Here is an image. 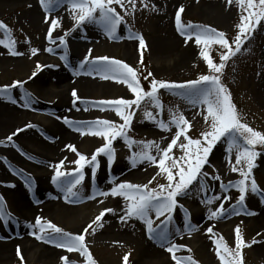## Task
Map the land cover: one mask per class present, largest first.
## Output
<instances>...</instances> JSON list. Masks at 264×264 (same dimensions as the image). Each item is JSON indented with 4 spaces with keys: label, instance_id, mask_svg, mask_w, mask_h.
I'll list each match as a JSON object with an SVG mask.
<instances>
[{
    "label": "rangeland",
    "instance_id": "1",
    "mask_svg": "<svg viewBox=\"0 0 264 264\" xmlns=\"http://www.w3.org/2000/svg\"><path fill=\"white\" fill-rule=\"evenodd\" d=\"M149 3L155 5L156 11L143 10L138 3L140 10L134 18L126 17L127 24L119 27V39H108L103 29L95 23H86L71 31L67 37L68 67H65V61L60 59L65 55V48L58 45V38L74 27L67 5L53 13V17L60 20L61 26L53 32L57 44H49L46 33L50 23H45L46 14L39 0H0V21L11 30L12 38L16 41V50L24 53L22 56H11L6 48L0 46V87L11 85L14 81H27L23 88L11 89V95L17 100L16 104L0 98V127L6 117H18L9 131L4 132L0 128V196L4 198V207L12 217L7 222L0 221V264H63L62 256L69 257L71 264H86L85 258L78 252L68 253L53 244L36 240L30 234L33 229L28 225L33 224L35 217L40 216L64 231L74 235L83 234V229L101 211L109 208L114 213H106L102 221L103 227L94 225L95 232L90 229L85 234L86 246L96 264H125V255L129 257L127 264H174L171 254L161 247L160 242L149 239L146 227L140 220L130 219L127 224L121 222L120 216L123 215L125 207V201L121 197L87 199L99 190H110L113 183L127 181L143 185L156 175L158 169L147 162L138 164L135 168L131 167L129 158L134 151H139L136 145L130 148L121 138H117L113 142L114 162L109 166L107 157L99 156V168L95 177L92 176L91 167L85 166V179L78 186L83 199L75 203L66 202L64 194L51 183L53 166L65 157L67 159L62 171L72 172L76 167L73 161L78 157L67 145H74L81 154L90 158L104 143L100 137L81 135L79 132L73 135L70 126L63 123V114L69 108L66 103L60 104L58 94L62 84L59 80L68 79L75 83L74 89L83 101L76 105L83 112L80 121L106 119L122 123L114 111L100 110L90 105L101 100L134 98L126 84L101 79L97 75H73L89 49H92L93 57L108 56L129 64L138 72L141 85L147 91L151 77L149 80H144L143 77L148 72H152L157 80L174 83H186L208 74L207 65L200 56L204 46H198L194 41L186 43L176 31L175 13L181 6L184 8L182 22L185 24L215 28L224 32L230 43L238 34L236 26L240 20L241 9L235 0L231 5H228L227 0H149ZM117 11L123 14L119 7ZM129 29L143 35L146 41L147 50L143 51V63H140L138 41L127 38ZM26 39L30 43H24ZM159 43H164L165 46L163 44L164 47L158 48ZM33 47L39 50L35 56L30 53ZM48 47H52L54 51L46 52ZM208 51L218 64L224 50L219 45H211ZM37 63L54 67H44L42 71H38ZM34 71L37 75L29 79ZM221 82L228 89L241 122L264 133V25L258 26L250 39L243 44L241 52L226 63ZM25 91L31 93L35 100L28 108L23 107L20 98ZM159 98L164 111L158 118L167 122L170 118L169 109L178 110L189 121L191 127L188 135L193 139L200 138L201 133L209 130L203 118L206 115L203 106H193L179 93L173 94L164 89L160 90ZM145 111H157L147 99L135 110L131 129L128 131L129 138L135 141H154L161 148L166 147L176 129L172 128L170 132L161 131L155 123L144 117ZM39 117H43L45 122ZM65 117L77 121L76 116ZM28 124L34 127L27 128ZM20 128L26 130L13 136V141L9 142L7 137ZM57 130L65 138L62 142L56 135ZM256 150L261 155L255 161L253 177L261 192H264V146L258 145ZM30 154L42 157L43 161L32 166ZM152 154H156L154 150ZM172 155L177 158L182 155L179 147L173 149ZM15 159L20 162L16 163ZM229 159L235 163V151L229 154L227 142L221 139L210 153L209 163L205 165L204 171L210 175L219 174L225 185L229 182L235 183L241 177L238 173L231 172ZM29 177L31 188L25 183ZM165 183V178L157 176L150 187ZM208 183L210 190L207 193L199 190L198 182L194 181L188 194L178 198L179 203L191 214L192 224L198 228L195 232L184 233L181 238L176 229L183 231L184 211L177 208L174 213L175 227L171 229L173 242L191 248L190 253L182 251L177 255L192 256L198 264H221L213 241L222 237L234 249L235 229L239 227L245 244L250 245L242 249L243 264H264V197L260 193L251 192L246 196L248 211L255 215L233 213L209 221L208 208L214 209L220 202L206 205L203 202L205 196L210 198L213 195L223 196L225 193L221 192L219 182ZM12 187L18 189L14 188L15 191ZM226 194L232 198L225 203V208L231 212V205L236 203L239 193L233 188ZM101 200L103 203H100ZM25 206L30 208V212ZM210 225H215V236L211 238L205 234ZM2 246L6 248L3 249ZM17 248L20 249L22 259L17 256Z\"/></svg>",
    "mask_w": 264,
    "mask_h": 264
},
{
    "label": "snow or ice",
    "instance_id": "2",
    "mask_svg": "<svg viewBox=\"0 0 264 264\" xmlns=\"http://www.w3.org/2000/svg\"><path fill=\"white\" fill-rule=\"evenodd\" d=\"M41 8L45 12V23H50L46 33V39L49 44H57V39L53 37L55 29L60 27V20L53 17L56 9L67 5L68 11L74 21V27L70 31L64 32L58 38V45L65 48V55L60 59L67 64V37L71 31L82 27L86 23L98 24L110 40L119 39L117 32L122 24H127L126 17L134 18L138 10V3L143 10L156 11L154 4L150 5L149 0H39ZM198 2V0H197ZM228 5L233 0H227ZM236 5L241 9L239 23L237 24L238 34L232 43L229 42L224 32L217 31L215 28L205 27L196 24H185L182 22L181 14L184 8L181 6L175 13L176 31L184 38L185 42L194 41L196 45H203L200 56L208 68V74L200 75L195 80L186 83H174L161 81L154 78L152 72H148L143 77L149 80V90H145L140 82L138 72L129 64L108 56H92V49L88 50L83 61L73 72V75H97L101 79L113 80L115 82L126 84L132 96V99H113L101 100L90 105L100 110H112L116 113L122 123H116L106 119H97L94 121H73L67 117L63 118V123L70 126L74 131L81 135H90L100 137L104 143L98 147L89 158L81 154L74 145H67L78 159L73 161L76 165L72 172L62 171L65 166L66 157L58 164L54 165V175L51 177V183L56 186L57 190L64 194L66 202L75 203L83 199L78 186L85 179V166L91 167L92 176L95 177L99 168L98 157L104 155L107 157V163L112 165L115 158V149L113 142L121 138L130 148L136 145L139 151H134L130 156L131 167L135 168L138 164L147 162L150 166H155L158 171L147 184H136L132 182L113 183L108 191L99 190L87 197L94 200L97 197H121L125 201L123 215L120 216L122 223L127 224L130 219L140 220L146 227L149 239L160 242L161 247L171 254L174 264H198L192 256H178L177 253L182 251L191 252V248L173 242L171 229L174 225V213L177 208L184 211L183 231L177 228L176 232L183 237L184 233L195 232L198 228L191 222V214L179 203L178 198L186 196L193 182H198L199 190L207 193L210 190L208 182H219L221 192L225 195H213L210 198L205 196L203 202L206 205H213L219 201L216 208L209 207L207 219L209 221L223 218L225 215L235 214L255 215L254 212L248 211L246 196L249 192L253 194L260 193L264 197V192L258 187L253 177V169L256 167L255 161L261 155L257 146H264V133L254 130L245 123H242L235 105L231 101V95L228 89L222 84L221 76L226 63L241 52L243 44L250 39L258 26L264 25V0H235ZM119 7L120 11H117ZM0 46L6 48L11 56H22L24 53L16 50V41L12 38L11 30L0 21ZM129 40L138 41L141 60L143 63V51L147 50V44L143 35L134 33L129 29ZM24 43H30L25 40ZM211 45H219L224 51L220 55V62L217 64L210 57L208 48ZM46 52L52 53L54 49L48 47ZM39 50L31 48L32 56L37 55ZM44 67H54V65L36 64V69L42 71ZM37 72H33L29 79L34 78ZM27 81H14L11 85L0 87V98L7 99L10 103L16 104L17 100L11 95V89L23 88ZM161 89L168 90L173 94L179 93L187 102L193 106L201 105L206 110L204 121L209 126V130L201 133V137L193 139L188 135L191 127L189 121L178 110L169 109V120L165 122L162 118L164 106L159 98ZM73 98V107L81 101L76 89L71 92ZM23 107L28 108L35 103L31 93L24 92L21 95ZM147 101L156 109L155 113L145 111L144 117L155 123L163 132H170L172 128L176 131L171 137L166 147L161 148L160 144L154 141H135L129 138L128 131L131 129V123L135 116V110L139 109L143 101ZM80 109L77 108V111ZM88 110V109H85ZM60 119L59 117H57ZM27 128L34 127L28 124ZM25 128L17 129L7 137L9 142L13 141V136L25 131ZM181 137L183 140H181ZM224 139L227 142V151L231 154L235 151V163L229 159L230 170L238 173L241 179L235 183L229 182L225 185L219 174L210 175L204 171L205 165L209 163V156L216 144ZM16 147L15 144L12 145ZM179 147L182 155L175 157L172 155L173 149ZM153 150L155 155H153ZM22 155H27L22 153ZM31 159V157H29ZM157 176L166 179L165 184H158L156 187H150ZM31 178L25 180L26 185L31 188ZM236 189L239 196L236 203L231 205V212L225 208V203L231 200V196L226 193L230 189ZM4 198L0 196V221L7 222L12 219L11 214L4 207ZM103 203V200L100 201ZM106 213H114L113 209H105L95 217V219L83 229V234H72L64 231L62 228L45 220L43 217H35L34 223L28 227L33 229L30 233L38 241L53 244L59 249L68 253L78 252L85 258L86 264H96L89 252L85 242V234L91 229L95 232L94 225L103 227V218ZM154 214V215H153ZM158 221V223H157ZM215 225H210L205 234L210 238L215 236ZM256 241H253L255 243ZM216 255L221 264H243L242 249L246 245L241 236L239 227L235 229V248H230L222 237L213 241ZM17 256L21 257L20 249L17 248ZM125 264L129 259L128 255L124 256ZM63 264H71L69 257L62 256Z\"/></svg>",
    "mask_w": 264,
    "mask_h": 264
},
{
    "label": "bare ground",
    "instance_id": "3",
    "mask_svg": "<svg viewBox=\"0 0 264 264\" xmlns=\"http://www.w3.org/2000/svg\"><path fill=\"white\" fill-rule=\"evenodd\" d=\"M5 1H19V0H5ZM163 44L164 43H159L158 44V48H159V46L162 48V47H164L165 46V44H164V46H163ZM59 83L60 84H62L61 86H60V88H61V91L59 92V94H58V96H59V98H60V104L61 105H63L64 103H66L65 105H68V111H66L64 114H63V118L65 117V116H72L71 118H74L75 116L77 117V121H80L82 118H83V112H82V109L81 108H79L80 110L79 111H77V106H75V107H73V102H72V98H71V92H72V90L74 89V84L75 83H71L70 81H68V79H61V80H59ZM54 93V92H53ZM69 101V102H68ZM70 103V104H69ZM85 107V106H84ZM83 108V107H82ZM40 118V120H45L43 117H39ZM17 119H18V117H15V116H10V117H6V119H4V121L1 123V129L4 131V132H6V131H9L10 129H12L13 127H14V125H15V123L17 122ZM45 122V121H44ZM43 122V124H45ZM68 128V127H67ZM66 128V129H67ZM59 130V129H58ZM57 130V132H56V135L58 136V137H60V142H62L64 139H63V135H61V132H59ZM70 130L72 131V133H73V135H75L77 132L76 131H74L71 127H70ZM70 131V132H71ZM29 157H31V159H30V163L32 164V166H35V165H38L39 163H41V161H43V158L41 157H39V156H36V155H33V154H30L29 155ZM16 163L17 162H20L18 159H15L14 160ZM13 189L15 188V187H12ZM12 189V190H13ZM15 189H18V188H15ZM14 189V190H15ZM13 190V191H14ZM16 191V190H15ZM25 207H27V206H25ZM28 209V210H27ZM26 210L27 211H29L30 212V208L29 207H27L26 208ZM2 248L3 249H5L6 247L5 246H2Z\"/></svg>",
    "mask_w": 264,
    "mask_h": 264
}]
</instances>
